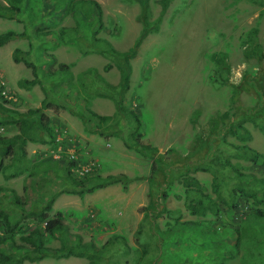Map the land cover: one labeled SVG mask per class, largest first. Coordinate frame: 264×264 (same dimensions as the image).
<instances>
[{
    "label": "rangeland",
    "instance_id": "374dc122",
    "mask_svg": "<svg viewBox=\"0 0 264 264\" xmlns=\"http://www.w3.org/2000/svg\"><path fill=\"white\" fill-rule=\"evenodd\" d=\"M96 1L103 28L95 35L96 27L91 25L95 14L70 6L67 0H27L14 18L0 17V33L26 31L34 37L33 49L22 37L0 46V95L8 99L7 107L20 112L39 107L43 100L49 102L44 112L55 132L54 143L28 141L18 168L9 166L4 174L0 167V186L15 189L29 212L41 209L55 192L50 216L64 213L71 241L80 237L98 246L106 244L100 264H264V215L256 216V209L264 210V165L245 160L242 150H236L246 144L264 155V117L242 120L249 136L227 134L216 153L205 157L204 162L217 168L215 174L211 170L182 173L185 165L202 160L214 148L218 139L213 134L208 137L211 117L225 111L232 114L236 106L254 107L259 98L256 91L244 89L235 100L231 84L260 69L255 58L244 55L243 44L254 29L264 50V0H169L158 29L149 31L131 59L124 103L141 119L142 143L156 147L174 170L161 185L166 198L156 196L153 210L148 209L155 193L148 180L152 159L134 147L128 120L115 114L104 81L116 84L119 72L111 56L96 49L105 41L117 50L129 48L142 30V8L137 0ZM160 11V0H148L147 21L153 24ZM16 48L29 61L44 62L53 72L54 91L46 80L20 85L34 75L23 61H13ZM220 53L225 54L229 71L218 62ZM60 63L69 66V74L59 71ZM87 109L112 118L94 129L93 119L78 115H88ZM113 123L114 129L107 127ZM13 133H17L13 128L0 127V135ZM65 148H74L78 159L96 160L100 176L123 174L128 183L97 186L84 195L72 192L74 187L54 162ZM9 161L4 159L6 165ZM232 165L247 176L248 183L238 181ZM13 173L19 174L6 177ZM185 176L205 186V193L218 202L217 213L188 212ZM238 185L249 186L250 192L258 189V202L236 195V208L230 207V199L225 203L223 198ZM27 222L26 217L19 219L24 233ZM236 228L241 234L238 246ZM15 240L21 242L19 234ZM46 245L55 248L59 240L52 238ZM88 263L85 257L49 255L19 264Z\"/></svg>",
    "mask_w": 264,
    "mask_h": 264
},
{
    "label": "trees",
    "instance_id": "16d2710c",
    "mask_svg": "<svg viewBox=\"0 0 264 264\" xmlns=\"http://www.w3.org/2000/svg\"><path fill=\"white\" fill-rule=\"evenodd\" d=\"M27 0H0V17L12 19L20 12L25 9V2ZM71 0H67L69 4ZM141 5V21L142 30L140 34L135 39L134 43L126 50H117L111 43L105 41L104 46L97 44L96 49L100 53H105L114 60L115 66L119 72V79L116 84H110L104 80V89L106 94L109 95L110 99L113 101L115 106V114L118 117H122L128 120L132 131L128 135L134 144V147L138 151L143 152L149 158L152 159L151 173L148 178L151 190L155 193L153 194V200L148 204V209L153 210L156 202V196L161 194L163 199L166 198V193L161 191V185L169 181V177L172 176L174 170L169 168V163L163 158V153H159L157 148L148 144H143L141 137L143 136L140 126L142 125L141 119L138 113L133 109L128 107L124 103L125 94L130 87V78L132 74L131 59L136 56L137 50L142 39L149 33L150 30H157L158 23L161 21L162 15L168 6L169 0H160L161 11L159 16L156 18L153 24L147 21V8L148 0H137ZM70 6L85 7L86 9L92 11L95 16V24H91L93 34L95 35L101 28H103L101 20V6L96 0H77L76 3H70ZM98 23V24H97ZM97 24V26H96ZM36 32H38L36 30ZM22 37L29 40L30 48L33 49V35L23 31L17 33L13 30H8L0 33V46L6 44L10 40ZM40 37V36H39ZM98 38L95 39L97 41ZM243 52L247 58H255L259 64L260 69L255 75L244 76L239 84H231L233 89L234 99L237 100L239 94L242 90L256 91L259 97L254 107L245 108L242 106H236L235 111L231 114L228 111L223 112L219 116H213L210 118V130L209 136L214 135L218 140L215 142L214 148L206 151V155L202 160H198L194 163L185 165V170L182 172L189 171H209L211 170L214 174L217 168H214V163H207L205 157L212 156L218 150V143L220 140L224 139L227 134L240 135L242 137H248L249 133L246 127L241 124L244 119H258L264 117V50L261 43L258 41L256 30H252L250 35L244 41ZM23 52L16 48L13 51L12 58L13 61L18 63L23 61L25 66L30 68L34 78L31 80H22L20 85L22 87H29L35 83H39L40 80H46L50 83L51 91H54L55 87V75L49 70L48 67L44 66V62H32L29 59L22 56ZM218 62L221 63V68H226L229 71V66L225 61V54L220 53L218 56ZM107 68V66H106ZM59 71L69 74V66L64 63L58 64ZM221 76V73H219ZM224 83L228 82V78L225 77L222 80ZM255 81V82H253ZM256 83V84H254ZM254 85V86H253ZM45 93L48 92L46 87H43ZM0 95V127H9L17 131L12 135H0V167L6 173L9 166L12 168H18V166L23 162L26 156V144L30 142H42V143H54L55 142V132L51 126L50 118L45 114L44 110L50 107L49 102L42 101V104L37 108L29 109L25 112H20L13 110L5 105L8 99ZM256 110V111H255ZM88 115L84 116L81 113L83 120L90 119L95 122L94 129H99L102 124L107 120L111 119V116L99 115L96 112L87 109ZM88 119V120H89ZM221 123V124H219ZM107 126L110 129H114V125ZM89 129V128H88ZM47 137V140L45 138ZM207 137V138H208ZM206 138V139H207ZM67 150H64L61 158L54 160L55 163H59L58 167L63 171L65 178L74 187L72 192L84 195L86 192L92 191L94 187L104 186L106 184H111L115 182H122L124 185L128 183V179L123 174L108 175L102 177L99 175V163L89 173L79 175L73 168L78 164L86 162L82 159H72L67 157ZM236 150H242L241 156L256 165H264V155L255 150L248 145H240L236 147ZM9 158L11 164L6 165L4 159ZM8 162V163H9ZM7 163V164H8ZM5 164L6 166H3ZM233 171L235 172V177L238 181L246 182L247 176L240 172L238 167L232 165ZM16 174L8 175L6 177H12ZM215 179V177H213ZM183 185L184 189V203L188 212L195 216H206L207 214H215L219 211L218 202L209 194L205 193V186L193 176H185ZM249 186L238 185L237 188H232L228 193V198H223L225 203L233 202L236 195H241L247 198H256L258 202L259 190L249 191ZM151 191V192H152ZM56 193L48 198L46 203L41 209H37L34 212H29L26 210V205L24 200L15 189L0 186V264H19L24 260H29L31 262L40 261L46 256L54 255L59 258L75 256V257H85L89 260L88 264H100L99 260L104 258V250L106 244L98 246L91 240L82 241L80 237H76V240L71 241V235L69 232V227L65 222V215L61 211H56L52 216H50V211L52 210V204L54 202ZM264 195V192L262 196ZM261 196V201L263 202ZM9 205H13L16 210H11ZM236 203L233 202L230 207L236 208ZM19 212V215H18ZM264 215V210L256 209V216ZM21 217H26L28 219V231L22 232V227L19 224V219ZM235 233L238 234L236 240V246L239 245L241 234L239 229H234ZM19 234L21 242L15 240V235ZM56 238L59 240V245L55 248H51L46 245L49 240ZM107 264V263H104Z\"/></svg>",
    "mask_w": 264,
    "mask_h": 264
},
{
    "label": "built area",
    "instance_id": "2783aa9c",
    "mask_svg": "<svg viewBox=\"0 0 264 264\" xmlns=\"http://www.w3.org/2000/svg\"><path fill=\"white\" fill-rule=\"evenodd\" d=\"M5 93V92H3ZM67 157H69L70 160L77 158L75 149H69L67 150ZM98 162L96 160H87L86 162H83L82 164H78L73 170H75L79 175H83L85 173H89L93 171V169L97 166Z\"/></svg>",
    "mask_w": 264,
    "mask_h": 264
},
{
    "label": "clouds",
    "instance_id": "9594fccd",
    "mask_svg": "<svg viewBox=\"0 0 264 264\" xmlns=\"http://www.w3.org/2000/svg\"><path fill=\"white\" fill-rule=\"evenodd\" d=\"M238 75H239V73H238Z\"/></svg>",
    "mask_w": 264,
    "mask_h": 264
}]
</instances>
